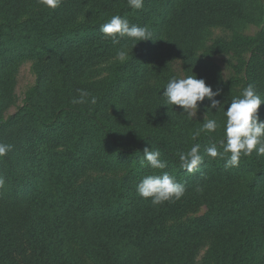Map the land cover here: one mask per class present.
Masks as SVG:
<instances>
[{
	"label": "trees",
	"instance_id": "16d2710c",
	"mask_svg": "<svg viewBox=\"0 0 264 264\" xmlns=\"http://www.w3.org/2000/svg\"><path fill=\"white\" fill-rule=\"evenodd\" d=\"M263 12L262 0H144L141 10L127 0H62L54 10L37 0H0V142L14 146L0 159V264H196L206 239L210 264H264V156L254 151L231 168L204 156L192 173L178 160L193 144L203 154L222 138L224 106L242 88L252 83L264 97V23L256 35L239 33ZM112 15L147 25L153 40L133 49L127 39L113 44L100 32ZM212 26L232 33L208 53L250 51L240 60L242 78L223 80L214 62L197 55ZM121 47L128 61H112L95 79L97 66ZM31 58L38 60L35 85L4 117L11 68ZM177 60L184 76L222 89L220 110L207 109V99L199 107L217 119L216 132L201 131L204 119L179 106L161 105ZM77 89L96 103L73 104ZM259 113L264 119V103ZM146 146L160 150L166 169L141 164ZM161 171L186 192L152 206L136 185ZM205 193L214 195L207 210L180 221Z\"/></svg>",
	"mask_w": 264,
	"mask_h": 264
},
{
	"label": "clouds",
	"instance_id": "9594fccd",
	"mask_svg": "<svg viewBox=\"0 0 264 264\" xmlns=\"http://www.w3.org/2000/svg\"><path fill=\"white\" fill-rule=\"evenodd\" d=\"M37 3L46 9L54 10L60 6L62 0H37ZM127 5L133 10H141L144 7V0H127ZM100 32L113 44H119L124 39L130 40L132 49L139 41L153 40V32L147 25L130 23L127 18L120 15H112L107 22L101 24ZM116 59L120 63L127 62L129 50L121 47L116 53ZM221 78L229 79L224 73L221 74ZM77 92L78 96L73 98V104L96 103V97L86 89H77ZM221 92L220 88L214 91L203 78L177 74L171 77L163 88L161 105H166L168 109L179 106L182 109L179 112L194 119L205 99L209 102L207 109L220 110L222 102L216 97L220 96ZM262 103L264 97H261L252 83L242 88L239 95L233 96L230 103H227L226 109L224 106L222 138L207 146L203 154L200 152L199 143L193 144L187 151L178 153L179 167L192 173L203 164L204 156L224 159L225 168L238 167L241 157H250L254 151L257 156H264V119H261L259 113ZM218 127L221 125L217 119L204 118L201 131L214 133ZM13 147L12 144L0 142V159L12 151ZM141 164H146L154 170H164L168 166V161L161 159L159 149L153 150L152 147L146 146L143 149ZM4 183V177L0 175V188H3ZM136 192L141 198L150 200L152 206H158L165 202L180 200L185 195L186 188L174 175L161 171V174L143 177L136 185Z\"/></svg>",
	"mask_w": 264,
	"mask_h": 264
},
{
	"label": "rangeland",
	"instance_id": "374dc122",
	"mask_svg": "<svg viewBox=\"0 0 264 264\" xmlns=\"http://www.w3.org/2000/svg\"><path fill=\"white\" fill-rule=\"evenodd\" d=\"M264 3V0H262ZM90 9L85 10L83 16L90 13ZM264 23V12L262 19L257 23H249L247 26L239 30V33L253 36L256 35L262 28ZM232 33V30L222 27V26H212L209 28L208 36L206 41L198 51L197 55H200L206 59L214 62L220 71V74L224 73L228 78L231 77H243V66L240 64V60H245L248 58L249 50H239V51H229L216 54H210L207 52V46L210 45L215 39L224 38L228 39ZM206 51V52H205ZM116 58L110 59L95 69V79H101L108 73V67L112 64V61ZM37 61L35 58L24 59L18 62L15 66L11 68L10 78L12 82V98L10 105L4 110L3 116L13 113L18 107H20L26 100L28 93L31 91L35 85L37 79L36 65ZM180 62L177 60L174 64V70L176 74L184 76L183 72L180 71ZM224 80V79H223ZM206 115L199 108L197 116L194 119H204ZM213 193H205L201 198L198 205L190 208L180 221H189L195 217L204 213L208 206H210L213 200ZM211 247V239H206L203 245L199 247L195 257L196 264H210L209 263V250Z\"/></svg>",
	"mask_w": 264,
	"mask_h": 264
}]
</instances>
